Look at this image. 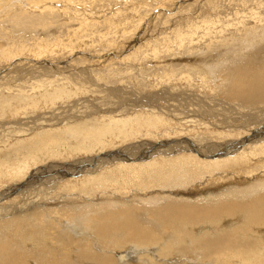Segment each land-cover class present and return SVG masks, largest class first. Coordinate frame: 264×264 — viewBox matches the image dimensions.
<instances>
[{"label": "bare ground", "instance_id": "obj_1", "mask_svg": "<svg viewBox=\"0 0 264 264\" xmlns=\"http://www.w3.org/2000/svg\"><path fill=\"white\" fill-rule=\"evenodd\" d=\"M263 159L264 0H0V264H264Z\"/></svg>", "mask_w": 264, "mask_h": 264}, {"label": "rangeland", "instance_id": "obj_2", "mask_svg": "<svg viewBox=\"0 0 264 264\" xmlns=\"http://www.w3.org/2000/svg\"><path fill=\"white\" fill-rule=\"evenodd\" d=\"M150 16V15H149ZM158 21V20H155V22ZM238 51V54L235 55L236 58L241 61V62H247L249 65L253 64V63H256L255 62V59H257V56H256V53L254 51H247L245 52V49H242V50H239L237 49ZM130 59H132L133 61H135V63H140V59L139 57H136V55L132 54V56H130ZM164 61V58L162 59ZM209 62V61H208ZM208 62L204 63L203 65L202 64H198L195 66L196 70H192V72L190 73L189 72V69H190V66L191 64L189 65H184V66H178V67H173V71L174 72H181V75H184V74H192L193 72H197V71H200V70H205L208 68V72L206 73V75L204 76V78L201 80L200 82V85L203 87V89L205 90H209L210 89V86H213V87H216L217 89V92H220V89L223 91L224 89L222 88H219V86L222 84V83H232L231 81V78L229 76H221V72L223 71L222 69V66L220 64H215V65H212L210 66L208 64ZM210 68H211V71H210ZM141 77L140 75H138V78ZM137 78V80H138ZM154 78L153 75L151 76H146V80L142 83V85H136V81L133 78H130L129 82H126L124 84H121L119 87H118V83L121 82V81H115V83H109L107 86L110 87L111 89H113V92H117V95L119 96L118 98L115 99V103L118 104L122 101H125L127 98L126 94H129L128 92L129 91H126V90H129V89H134V88H138V89H143V88H147L150 80ZM127 79V77L125 78V80ZM185 79V78H184ZM183 79L182 81V84L183 86H187V82ZM115 80V79H114ZM134 80V81H133ZM141 80V79H140ZM178 82V81H177ZM211 82V83H210ZM171 84H173L174 82H170ZM169 82H167V84L170 85ZM118 87V88H117ZM104 97L106 96H111L112 94H109V93H104L102 94ZM90 97L91 95H82L80 94L79 96H77L76 98H73L71 100V102H65V104H69L70 105V108H67L68 109V116H71V115H74L75 112H79L81 113L82 111H84L85 109L83 107H81L80 105V102L81 101H85L83 99V97ZM100 108H102V110H104L105 112H109L110 110L113 111L115 110L114 112H112L113 114H116L118 112H124L122 109H119V107H114L113 106H110L108 107L107 105H104L103 103L101 104L100 102L98 101H94ZM134 104V103H132ZM131 104V105H132ZM245 108V107H244ZM250 108V107H249ZM91 109V107L89 108V110ZM240 111H242V114L244 115L245 113H247L249 115V119L251 120V116L254 117V113L253 112V109L252 111L251 110H243L241 109ZM239 111V112H240ZM38 111L35 112V114H37ZM256 114V113H255ZM92 118L89 117L87 120L85 121H81L82 124H78L79 122H77L76 124L79 125V127L75 130V131H81V128L83 129H86V130H93L95 129L96 127L95 126H92ZM254 119V118H252ZM31 123H35L37 126H32V127H35L36 129H33V131L36 133V134H42L41 131H46L48 129V124H46L45 122H42V121H38V122H34L33 121V118H31ZM235 124H243V120L240 119L238 120L237 122H235ZM59 127V126H57ZM31 128V127H30ZM59 129H57L56 131H58ZM205 131V130H204ZM210 132H213V130H210ZM64 143H68V140L64 139ZM69 144V143H68ZM22 146V145H21ZM33 146H37V147H40L41 150L44 149V147H42V145H33V144H26L24 146H22L23 148V152L25 151V148L28 147V151L24 152L25 155H30V154H33ZM32 148V151H29V149L31 150ZM52 150H47L48 153H51L52 151H55V152H58L57 150H53V148L51 147ZM71 154V153H69ZM9 155H2V157H8ZM262 163H264V159L261 160ZM249 165H252V169L255 171V172H258L260 171V167L261 165L257 164L256 162L254 163H249L247 162L245 166H241V168H238V172L241 176V178L243 179L242 181H244V179H246V176L248 175L247 172L248 171H251V170H247L246 167H248ZM203 173V172H202ZM204 174V173H203ZM249 183H252L254 185V190L257 191L258 188H259V185L249 181ZM240 185H242V182L240 183ZM209 187H214L213 184H209L208 185ZM217 187V186H215ZM264 187V183L261 184V188ZM64 187L63 186H59L57 189H55V194H57L58 196L62 193ZM202 189V187L200 188ZM65 190V189H64ZM103 195H106L108 197H113L115 195L111 194V193H103ZM56 201V199H52L50 200L49 203L51 202H54ZM88 203V202H87ZM98 203H100L101 205H111L110 202L108 200H101V201H98ZM86 213V212H84ZM85 219H87V217H85L83 220H84V225L86 224V221Z\"/></svg>", "mask_w": 264, "mask_h": 264}]
</instances>
